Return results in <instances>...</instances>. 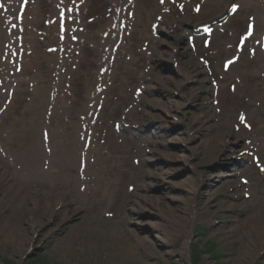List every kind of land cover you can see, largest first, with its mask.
<instances>
[{
  "label": "rangeland",
  "instance_id": "1",
  "mask_svg": "<svg viewBox=\"0 0 264 264\" xmlns=\"http://www.w3.org/2000/svg\"><path fill=\"white\" fill-rule=\"evenodd\" d=\"M159 1L139 2L141 31L147 26L150 34L151 23L163 15ZM189 1L184 13L164 14L165 37L150 45L144 36L150 58L130 56L107 69L100 65L104 51L98 55L87 39L84 54L80 50L71 65L64 58L53 64L25 59L24 85L7 110L6 97L0 102V264H264V175L244 153L253 146L264 165V60L244 54L229 73L222 72L248 17L260 15L257 9L250 13L249 5L261 2L221 0L207 8L204 3L195 15L192 8L200 0ZM230 3L241 10L224 33L216 31L214 55L208 56L219 83L215 98L187 35L191 27L225 14ZM45 18L38 30H48ZM105 20L103 13L95 31ZM49 31L54 40L45 42L55 47L58 31ZM142 39L141 32L133 35L140 47ZM45 42L35 52L44 56ZM139 63L145 64L137 74ZM105 77L110 99L94 100L90 124L100 120L88 130L90 166L82 177L81 122ZM38 87L46 93L42 105V96L35 99ZM136 88L146 90L140 99L132 93ZM242 113L252 131L241 128ZM115 122L125 135L114 132ZM44 131L58 156L56 174L48 178L41 171L48 159ZM245 161L249 165L238 169L237 162ZM55 183L66 189L51 190ZM44 186L49 194L38 192Z\"/></svg>",
  "mask_w": 264,
  "mask_h": 264
},
{
  "label": "bare ground",
  "instance_id": "2",
  "mask_svg": "<svg viewBox=\"0 0 264 264\" xmlns=\"http://www.w3.org/2000/svg\"><path fill=\"white\" fill-rule=\"evenodd\" d=\"M211 1H212V0H211ZM210 3H211V2H210ZM180 23H183V22L181 21ZM33 147H35V150H36L37 154L39 155L40 150H39L38 144H35V146H33ZM23 158H25V157L23 156ZM37 159L39 160V158H37ZM52 162H53V164H56V163H57V160H56V159H52ZM27 166H28V168H31V166H32V162L28 160V162H27ZM56 186H57V184L54 185V188H55ZM45 187H46V186L43 187V190H41V189H37L38 192L49 194V193L46 192ZM49 187H50V186H49ZM23 190L26 191L25 189H23ZM28 191H29V190H28ZM56 195L60 198V196L63 195V194L60 193V194H56ZM60 199H61V198H60Z\"/></svg>",
  "mask_w": 264,
  "mask_h": 264
},
{
  "label": "snow or ice",
  "instance_id": "3",
  "mask_svg": "<svg viewBox=\"0 0 264 264\" xmlns=\"http://www.w3.org/2000/svg\"><path fill=\"white\" fill-rule=\"evenodd\" d=\"M161 2H163V0H161ZM243 119V118H242ZM262 171H264V168L261 169Z\"/></svg>",
  "mask_w": 264,
  "mask_h": 264
}]
</instances>
